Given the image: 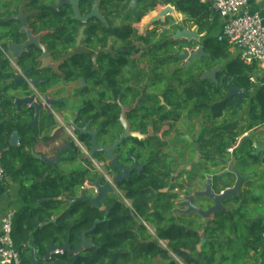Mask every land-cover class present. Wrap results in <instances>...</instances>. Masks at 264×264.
I'll list each match as a JSON object with an SVG mask.
<instances>
[{
    "label": "trees",
    "instance_id": "1",
    "mask_svg": "<svg viewBox=\"0 0 264 264\" xmlns=\"http://www.w3.org/2000/svg\"><path fill=\"white\" fill-rule=\"evenodd\" d=\"M25 1V9L30 15L28 28L16 16L19 14L20 0H0L2 47L7 49L8 44L26 42V28L34 35H40V43L46 46L52 61L59 64L58 68L43 65V50L37 45H31L17 59L16 64L23 73L27 71V80L36 82L35 88L41 95H46L62 83L78 82L83 78L87 87L80 91L84 99L75 120L80 128L91 121V126L100 130L98 142L101 145L110 146L118 137L117 134L108 132L109 127L121 128L119 118L122 108L118 100L124 107H132L141 96V86L149 81L151 87L155 85V79L151 81V73L161 74L159 84L162 88L170 76H177L176 79L180 82L195 81L191 87H185L181 94L195 98L190 101L194 108H198L205 101L203 97H219L208 102H216L208 110L214 117L222 115L220 104H225V110L232 118L238 112L233 99L219 103L228 93L231 81L238 88L252 91L249 75L251 68L239 57L230 58L233 47L228 42L219 40L218 36H212L219 18L208 4L200 0L79 1V10L83 16L90 14L94 3L98 1L99 10L106 18V23L96 17L86 23L74 19L72 0ZM170 4L183 15L182 21L177 22L173 17L159 20L154 23V29L147 31L145 35L139 34L136 24L160 6ZM10 16L16 17L6 20ZM119 21L120 24H116ZM187 25L197 27L198 34L203 35L201 41L195 43V40L174 37L178 30ZM82 26H86L83 50L77 51V37ZM111 41L115 46L110 45ZM198 45L204 46L209 56L194 60L195 65L186 71L181 68L183 59L180 56L185 48ZM139 53L142 54L140 57L134 56ZM219 61L226 63L217 76L221 81L220 87L213 91L215 86L206 84L201 77L204 70L214 69ZM169 64L177 66L172 70V75L171 70L165 67ZM16 77L9 60L0 50V81ZM19 85L28 88L26 81ZM98 92L97 96H92ZM165 93L171 95L170 90ZM166 95L164 94L165 97ZM176 101L177 99L171 98L168 102L172 105ZM250 105L252 118L256 122L254 125L257 122L264 123V87L258 89ZM0 106L3 110L2 115L0 112L3 166L7 174L21 185L18 198L22 207L17 210L12 234L15 246L21 252L22 264H151V259L158 256L166 260V264H179L156 241L149 242L148 230L138 222L118 194L110 195L102 208L93 207L88 201L77 202L69 208L71 203L66 197L77 198L79 190L85 187L88 180L93 182L97 179V171H91L93 169L89 161H83L84 165L78 164L77 167L64 171L56 164L37 158L31 152L33 136H24L19 145L12 147L11 135L22 134L30 129L21 118L12 119V122L4 126L3 118L16 117V106L11 99L2 101ZM140 109L139 106L133 107L128 113L129 118L133 119V114L139 113ZM135 122L137 118L133 119L132 129L138 131L139 125H134ZM254 125L247 127L237 126V123L228 124L226 146H230V139L236 140L254 128ZM54 126L56 122L51 117L48 129L51 130ZM80 139L89 150L92 149L89 144L90 136L80 135ZM138 143L136 138H131V143L123 144H131L130 147L118 149L116 153L120 163H132L129 153L141 159ZM70 151V161H78L81 157L79 149L72 147ZM254 152L253 140L248 138L234 152L233 157L242 174L247 173L248 165L264 163V159ZM95 157L101 162L107 161L105 153H97ZM231 159L228 155V160ZM153 171L148 166L141 174L134 172L118 188L130 199L138 215L154 226L156 235L169 241V249L180 256L184 264H237L242 257L244 264H259L262 259L258 255L264 250V221L249 217L248 209L251 205L262 206L261 203H264L260 199L263 189L260 183L255 181L250 185L252 179L248 182L249 186L246 183V188L237 197L226 200L227 211L220 219H216L217 227L206 233L210 242L206 243L202 252H198L200 235L185 226L175 228L171 215V197L159 193L156 200L154 192L168 184L158 179L153 180ZM230 185L231 181H228L227 186ZM98 220L101 222L96 229L90 231ZM84 234L87 239L93 240L94 246L82 249L79 257L75 253L64 251L46 258L52 244L70 246L72 250L81 248ZM31 248L36 251L37 260L34 259Z\"/></svg>",
    "mask_w": 264,
    "mask_h": 264
},
{
    "label": "flooded vegetation",
    "instance_id": "2",
    "mask_svg": "<svg viewBox=\"0 0 264 264\" xmlns=\"http://www.w3.org/2000/svg\"><path fill=\"white\" fill-rule=\"evenodd\" d=\"M141 55V53L134 54L136 57H140ZM194 65L195 64L192 63L190 66H187L186 63H183L181 68H185L187 71ZM165 67L171 70L170 75L174 74L172 70L177 68V66L171 64L166 65ZM160 77L161 74L151 73V81L155 79L153 80L155 85L151 87L149 81L146 85L141 86L140 98L134 105H132V107L126 109V117L129 121L131 130L134 131L132 129L133 119L137 118V122H135L134 125H139L138 131L141 134L140 138H136L139 141L137 147H140L141 152V159H138L139 168L132 171L131 175L134 172L141 174L149 166L151 169H154L153 180L158 179L159 181L168 184L167 187L154 192L156 200L159 198V193H165L167 196L171 197V215L176 226L175 228L185 226L187 229L197 232L201 237V241L197 245V250L198 252H202L206 243L210 242L206 233L217 227L216 219H220V216L227 210L213 214L210 218H202L195 211H191L188 214L184 213L189 207L188 205L182 206L181 204L188 202V198L192 197L194 207L207 210L215 205V201L209 196H203L198 193L206 192V186L208 183L211 182V188L217 195H220L227 188L234 186L236 176L234 173L228 172V170H230L231 162L235 163L237 166L236 160L233 157L234 152L241 147V142L245 138L252 139V137L243 135V137H238L236 140L230 139V146H226L227 138L229 136L228 124L237 123V126H241V120L237 119L239 112H237L236 116L232 118L231 115L226 112L225 104L222 102L233 99L235 103L234 107L238 109V111L242 109L245 102L238 106V98H228L227 93L219 102L223 104H220L222 107H219L221 110L223 109L220 112L222 115L220 117H214L208 112V110L216 102H208L212 99H218L219 97H203L202 99H205V101L199 104V106H202L194 108L190 101L195 98L186 97L181 94L186 89L185 87H191L195 84V81L193 82L190 80L188 82H180V80L176 79L177 76H170L165 82V87H163L165 88L164 90L162 85L159 84ZM201 80L206 84L210 83L211 85H214L215 87L213 91L219 89L221 84L219 79L217 83L210 79L201 78ZM166 90H170L171 95H166ZM174 92H176V95ZM164 94L167 97H165ZM171 98L177 99L172 105L168 102ZM129 99H131V95H129ZM199 99L200 98H197V100ZM135 106H139L141 109L139 113L133 114V119H130L128 113ZM108 130L111 134H117V138H119L120 134L124 132L122 125L121 128L117 126L109 127ZM126 142L131 143V138ZM130 146L131 144L123 145L121 147ZM115 155L118 156L117 153H115ZM228 155L231 156V160H228ZM257 156H261V158L264 159L263 153L257 154ZM123 165L126 168H130L133 165V161L131 164L125 163ZM262 167H264V163H262L261 168ZM117 172V170L112 169L110 171L111 177L113 178ZM256 173L258 172L241 173L243 176L251 175V178L245 180L241 184V190L244 189L246 183L250 180H259L260 177L258 178L257 176L259 173L257 175ZM228 181H231L230 186H227ZM223 203L228 207L227 201H224ZM127 206L132 210V214L136 219L140 220V223L148 230L150 234L149 242L156 241L160 247L169 251V254L174 260L179 264H184L182 258L169 249V241L158 237L155 233L154 226L138 215L133 209L131 201L130 205ZM158 257L163 259L160 256ZM158 257L152 258L151 264H155L154 259ZM178 257L181 260H179ZM164 261V264H166V260Z\"/></svg>",
    "mask_w": 264,
    "mask_h": 264
},
{
    "label": "crops",
    "instance_id": "3",
    "mask_svg": "<svg viewBox=\"0 0 264 264\" xmlns=\"http://www.w3.org/2000/svg\"><path fill=\"white\" fill-rule=\"evenodd\" d=\"M20 4L21 5H20L19 12H18L19 14L16 16L20 17L23 14L27 15L25 18V23H26L25 27H27V23H28L27 21L30 16L25 9L27 2L25 0H20ZM162 7L164 6H160L159 8L161 9ZM172 7H174L175 12H177L175 6H172ZM246 8L251 14H258L264 24V0H247ZM172 12L169 13V16L173 14ZM16 16H10V18L8 17L6 18V20L13 19V17H16ZM217 17L219 18L217 29H219L221 33L223 21L219 16ZM181 18L184 19L183 15ZM175 19L177 22L182 21V19L181 20L177 18ZM116 24H120V23L116 22ZM190 29H197V27L192 26L190 27ZM30 36L32 38L27 39L28 42L32 39V40H35L37 43H39V45H41L40 35H34L31 32ZM82 43L81 45L76 44L78 48L77 51L83 50ZM112 43L113 42L111 41L110 45H112ZM11 44H16V43H11ZM9 47H10V44H8L7 49L5 48L6 53L9 56L6 55V53L4 52L3 53L5 57L9 60L12 70L17 75V77L16 78H5L0 81V104L2 101L6 99H11L12 102H14L16 106V114L14 115L16 117L11 118V116H6L5 118H3L4 126H6L9 122H12L11 121L12 119L21 118L24 122H26L28 129H30L26 132H22V134L14 133V134H17L19 137L18 143L16 142L15 144L12 143V139L14 136V134H12L11 135L12 147L19 145L20 141L23 139L24 136L27 138H30L31 136H33L34 140L32 141L31 152L37 158H40L44 161L51 159L53 161L51 164H56L60 170L68 171V169L77 167L78 164L84 165L83 161H90V159L84 156V154L80 150H79L81 154L80 159L75 162L70 161L71 160L70 150L72 149L70 148L71 147L70 140L72 141V138H71V135L67 132V130H65V128L60 124V121H59V119H61L67 125H71L70 123L72 121H75V123L78 125V123L75 120V116L78 115L79 107L82 105V100L84 99V97L80 94V91L84 89L85 87H87L86 81H85V84L81 82V79L78 82L62 83L52 88L46 95H42L43 98L44 96H48L50 99H54L56 101L55 104L53 105V113L51 116H49L47 114V111H41L38 122L36 123V125L34 124L32 125V123L34 122V109L29 106H25V105H22L21 109H19L15 103V100L18 98H26L27 96H31L32 94H39V98H40L41 94L36 90V88L29 81H27L26 79L22 80L23 75H21L18 69L19 67L16 64V61L18 58L16 59L13 56V53L10 51ZM43 47L46 48V46H43ZM231 54H234V57L240 58V52L238 48L232 49ZM2 57L4 58L3 55ZM9 57L13 59V62H11ZM45 58L46 57H44V59ZM47 58H48L47 60L42 61L43 65L46 64V66H51L57 69L59 64L52 61V59L50 58V54ZM94 62H96V58H94ZM249 67L251 68L249 75L250 77L252 76L255 79V82H251L252 91L248 92L249 94L248 98L245 99L244 101L245 106L246 105L249 106V116L248 118L245 116H242V118L240 119L241 120L240 125L247 126V127L252 124L254 125L256 123L255 120L252 118L251 107H250L251 100L253 97H255L258 89H260L261 87H264V64L255 63L253 65H249ZM24 81L27 82L28 88L22 85H19L21 82H24ZM29 91H32V93H29ZM2 111H3L2 108H0L1 115H2ZM31 114H32V117H30ZM51 117H53L54 121L56 122V126H54L50 130L48 129V125L51 122ZM88 123H89V130L91 131L97 130L93 126H91V121H89ZM254 126H255L254 128L246 132L244 135L245 136L248 135L252 137L253 143L258 144V145L259 144L264 145V123L257 122V124ZM78 135L80 139V132L78 133ZM72 146L74 148L78 147L74 143V141H72ZM93 157L95 156L93 155ZM107 163H108V160H107ZM91 168L93 169L91 171H95L96 173L97 170L93 167V165L91 166ZM89 182L90 181L88 180L85 186H87ZM20 188H21L20 183L13 180L12 177H10L6 172L5 178L2 181H0V237H1V232H2L1 220H2L3 215L9 210L13 209L17 211L22 207L21 202L18 198V193H19ZM82 189L79 190L80 192L79 196H81ZM88 194L91 196L95 195L94 190L90 188V191L88 192ZM31 249H32V255L34 259L37 260L38 257H36V251L33 248ZM154 262L155 264L165 263V261L159 257L155 258Z\"/></svg>",
    "mask_w": 264,
    "mask_h": 264
},
{
    "label": "water",
    "instance_id": "4",
    "mask_svg": "<svg viewBox=\"0 0 264 264\" xmlns=\"http://www.w3.org/2000/svg\"><path fill=\"white\" fill-rule=\"evenodd\" d=\"M79 1L80 0H72L73 4V12H74V19H77L83 23H86L90 19L96 17L100 19L102 22L106 23V18L102 15V13L99 10L98 1L94 3L92 12L86 16H83L80 13L79 10ZM174 11V7L168 6L166 7L158 16H154L151 21L145 26L148 27L150 23L157 22L159 20H162L164 17L169 16V13ZM27 15H21L19 19L22 21L23 25L26 26L25 18ZM85 30L86 26H82L79 31V35L77 37V44L81 45L82 40L85 37ZM25 32L28 34V39L32 38L30 36L31 32L27 28L25 29ZM30 36V37H29ZM175 38H186L187 40H197L200 41L201 35L198 34L197 29H188L184 28L182 30H178L177 33L174 35ZM31 45H37L43 50V56L42 61L47 60L49 53L47 48L43 47V45H39L35 40H30L27 43L23 44H10V51L13 53V56L17 59L20 57L22 53H25L28 48ZM203 56H209L208 53H206L204 46L199 45L197 49H195L193 52L189 53L187 50L183 51V54L180 56L181 59L186 60V65L190 66L196 59H200ZM44 57H46L44 59ZM46 65V64H45ZM222 71L221 66H216L212 70H206L202 74V79H210L213 82H218L217 74ZM27 71L24 72V75L26 77ZM24 77H22V80ZM25 80V79H24ZM29 82L35 87L36 82L30 81ZM81 82L85 84V80L82 78ZM248 91L246 89H241L236 87L233 82L231 81L229 83V91H228V98L231 97H237L238 98V106L242 105L245 101V99L248 98ZM45 103H42L39 100V94H32L31 96H27L26 98H18L15 100L16 105L19 109H21L22 105L29 106L34 109V122L32 125H36L39 119V115L41 111H47V114L49 116L53 113V105L55 104L54 99H50L48 96H44ZM119 106L122 108V113L120 115L119 121L124 129V132L120 134L119 138L115 139L110 146L101 145L98 142V135L100 133V130L91 131L89 130V123H87L83 128H80L75 121H72L70 124L76 127V129L80 132V135H89L91 139L89 140V144L92 145V149L90 150L91 155H96L97 153H105L108 163L104 164V170L106 172H110L112 169L117 170V174L112 178V183L106 181L104 179V176L99 173L97 176V179L93 182H89L88 184L90 187L94 190L95 195L91 196L88 194L86 189H82L81 196L77 198H72L67 196L66 199L71 203L69 208H72L74 204L80 201H88L91 203L93 207L102 208L104 205V201L109 198L110 195L117 194L116 188L119 187L120 183L124 180H129L131 176V172L134 170H137L139 168L138 166V159L132 155V153H129L130 159L133 161V165L130 168H126L122 163H120L118 156L115 155L116 151L123 145L124 142H126L130 138H140L141 134L139 131H132L130 128L129 121L126 117V107L122 105V103L118 100ZM19 137L17 134H14L12 143L15 144L18 143ZM70 148H72V141L70 140ZM254 148H256V151L254 154H264V145H258L254 143ZM264 157V156H263ZM49 163H52L53 161L51 159L45 160ZM228 172L234 173L236 176V182L233 187L227 188L224 192H222L220 195H217L214 193V191L211 188V182L208 183L206 186V192L198 193L202 194L203 196H209L212 200L215 201V205L207 210H204L202 208H196L194 207L192 201L193 198L189 197L188 202L182 203V206H187L189 209L185 210L184 213H190L191 211H195L198 213L202 218H210L213 214H216L220 211L227 210L228 208L224 205V201L228 200L230 197H237L241 190V184L251 178V175L243 176L240 171L238 170L235 163H230V170ZM264 220V216H260L259 219ZM101 221H96L93 227L90 229V231H94L97 227V225ZM94 246V242L92 239H87V235H83V245L81 248L77 250H72L70 246H57L52 244L50 249L48 250L47 259L56 253H59L60 251H69L71 253H75L77 257H79L80 252L82 249H88Z\"/></svg>",
    "mask_w": 264,
    "mask_h": 264
},
{
    "label": "built area",
    "instance_id": "5",
    "mask_svg": "<svg viewBox=\"0 0 264 264\" xmlns=\"http://www.w3.org/2000/svg\"><path fill=\"white\" fill-rule=\"evenodd\" d=\"M208 4L214 14L219 16L223 21L222 31L219 40L226 41L232 47L238 48L240 59L247 65L255 63L264 64V24L258 14H251L247 8V0H200ZM0 50L6 53V50L0 43ZM6 55H8L6 53ZM9 56V55H8ZM10 58V57H9ZM11 62L13 59L10 58ZM24 79L27 80L24 73L18 68ZM29 81V80H27ZM251 82L255 79L251 76ZM39 100L45 103L42 95ZM59 119V118H58ZM60 124L71 135L72 141L78 146L77 148L90 159L91 164L104 176V179L112 183L110 172L104 170V164L100 163L97 158L91 155L88 147L79 139L78 130L72 125H67L61 119ZM6 176V170L3 166V153L0 149V181ZM121 200L130 205L129 199L116 188ZM16 210L7 211L1 220V237H0V264H22L21 252L15 246L13 239V224L16 217ZM59 253H63L60 251Z\"/></svg>",
    "mask_w": 264,
    "mask_h": 264
},
{
    "label": "rangeland",
    "instance_id": "6",
    "mask_svg": "<svg viewBox=\"0 0 264 264\" xmlns=\"http://www.w3.org/2000/svg\"><path fill=\"white\" fill-rule=\"evenodd\" d=\"M171 6H173L172 4H170ZM170 5H168V6H170ZM168 6H164V7H162L161 9L160 8H158L156 11H154V12H152V13H150V15H148V16H146L140 23H138L137 25H136V28L138 29V32H139V34H141V35H145L146 34V32L147 31H149V30H152V29H154L156 26H154V23H150V25L148 26V27H145L150 21H151V19L154 17V16H158L166 7H168ZM173 14H171L170 16H167V17H175V18H177V19H179V20H181L182 18V15H180L179 13H177V12H175V10L172 12ZM154 15V16H153ZM167 17H164L161 21H164V20H166L167 19ZM183 20V19H182ZM118 23H120V21L118 22ZM218 27V26H217ZM186 28H188V29H190V25H187V27ZM190 30H192V29H190ZM219 35H220V31H219V29H215L213 32H212V36H218L219 37ZM195 41H197V40H195ZM200 41H201V39H200ZM199 41H197V42H195V43H198ZM112 46H115V43H112ZM199 46V45H198ZM198 46H194V47H189V48H186L185 50H187L189 53H191V52H193L195 49H197L198 48ZM117 49V48H116ZM233 49H237L236 47H233ZM230 58H234V54H231V57ZM183 63H186V60H183ZM225 63H226V61H219L218 62V66H221L222 68H224L225 67ZM99 94V92L98 93H94V94H92V96H97ZM251 107V106H250ZM239 115H238V117H237V119L239 120V119H241L242 118V116H245V117H247L248 118V116H249V106L248 105H244L243 107H242V109H240L239 111ZM248 122V121H247ZM260 145V144H259ZM263 145V144H262ZM255 153V152H254ZM98 160V159H97ZM249 160V159H248ZM99 161V160H98ZM90 162V161H89ZM100 162V161H99ZM91 163V162H90ZM100 163H103V164H106L107 163V161L106 162H100ZM250 163H251V161H250ZM261 163V162H260ZM261 166L262 165H255V164H251L250 166L248 165V167H246V172L247 173H250V172H253V173H255V172H258L259 173V175L260 176H262V178L263 179H260L259 178V180L257 181V183H260V185H261V187H263V189H262V192H261V194H260V199H262L263 200V202H264V167H262L261 168ZM257 173V174H258ZM258 175V176H259ZM256 180H254L253 179V181H251V184L250 185H253V183L255 182ZM247 186H249V183H247ZM90 185L89 184H87V186H85V188L84 189H86V190H88L87 192H89L90 191ZM92 189V188H91ZM78 195H80V192H79V194ZM261 204H263L262 206H257V205H251V207L248 209V216L249 217H252L253 219H256V220H259V217L261 216V215H264V203H261ZM264 221L263 219H261L260 218V221ZM138 222L140 223V220H138ZM141 224V223H140ZM240 245V243H238V246ZM237 246V247H238ZM237 251V250H236ZM263 254H264V250H263V252L262 253H259V255H258V257L260 258V259H262L260 262H259V264H264V256H263ZM179 258V257H178ZM179 260H181L180 258H179ZM243 262V257H242V259H241V262L239 261V263H237V264H244V262ZM234 264V263H233ZM258 264V263H257Z\"/></svg>",
    "mask_w": 264,
    "mask_h": 264
}]
</instances>
